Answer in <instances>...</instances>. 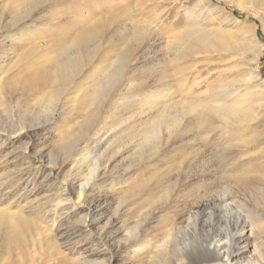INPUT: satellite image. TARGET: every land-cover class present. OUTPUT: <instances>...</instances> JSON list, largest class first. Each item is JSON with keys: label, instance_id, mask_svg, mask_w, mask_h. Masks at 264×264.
I'll list each match as a JSON object with an SVG mask.
<instances>
[{"label": "rangeland", "instance_id": "1", "mask_svg": "<svg viewBox=\"0 0 264 264\" xmlns=\"http://www.w3.org/2000/svg\"><path fill=\"white\" fill-rule=\"evenodd\" d=\"M197 1L28 0L26 6L31 5L30 12L35 13L34 19L41 30L33 35L34 29L30 26L34 25V21L28 23L30 26L27 24L18 28L17 18L14 20L21 11L20 6H24L21 0H0V183L5 181L3 186L7 188L2 189L7 194L4 201L9 197L15 202L21 200L20 204L27 206L26 209L32 203L48 207L62 202L64 209L55 220L57 227L52 234L58 244L62 242V249L70 259L74 256L69 249L77 242L81 253L95 252L84 264H141V259L142 264H210L211 257L201 248L214 240L232 236L237 231L236 220L240 217L249 224L248 230H252L251 234L248 232L252 250H240L234 262L264 264V179L259 181L257 188L225 181L222 160L215 155L217 148L220 149L223 144L221 131L213 133L210 141L206 142L199 134L202 126L199 123L189 124L190 128L185 133L190 138L194 137L196 144L189 147L185 154L181 152L178 155L177 147L182 144L174 143L168 128L162 126L157 134V148L142 150L140 147L143 127L149 116L163 112L169 118L178 117L184 126L193 115L175 116V106L180 108L200 100L209 87L228 91L226 93H232L244 103L251 100V90L256 98L263 99L264 49L258 70L245 63L249 61L250 53L240 56L239 51L228 47L220 48L209 56V63L199 66H193L194 58L176 60L177 56L170 54L173 46L171 37L201 21L197 22L192 14L189 15ZM211 2L225 7L241 23L251 26L253 35L264 45V17L260 12L226 5L219 0ZM112 8L120 11L124 18L133 13L148 26L156 28L150 33L149 28L144 26L137 34L144 39L153 33L160 40V46L140 60V66L147 64L155 71L164 70L165 74L153 77L151 90L146 96L131 83L126 85L119 92L122 97L117 99V107L111 109V115H103L90 124L91 139L80 145L75 160H72L63 146L68 141L72 142V147H77L79 139L75 138L90 123L84 115L85 110L78 104L80 89L74 87L70 90L67 97L65 95L57 102V110L53 112L37 103L47 90L37 92L38 97L23 95L14 91L13 83L30 70L34 59L33 55L27 56L30 43L57 38L73 29L68 27L73 19L91 20L94 15L109 14ZM25 33L32 36L24 37L26 41H22ZM228 42L235 43L229 39ZM17 45L22 47L19 49ZM138 75L142 77L143 73L138 72L135 77L139 78ZM107 89L109 87L106 92ZM262 118L264 107L259 123L247 130L242 139H264ZM25 146L27 149H24ZM167 147L172 148L170 163L162 166L154 155L156 150ZM263 149L264 141H261L254 144L251 150H255L253 154L256 155ZM149 157H154V160L147 162ZM85 158L88 160L84 161ZM182 160H190L192 164L182 170L178 166ZM251 164L260 167L259 161L254 158ZM157 171L167 172L161 186L154 179L149 185V193L145 190L127 192ZM182 171L192 176L193 186L185 184L188 181H179ZM252 175L260 177L257 170ZM87 184L94 187L89 195L81 189ZM165 186L169 187L170 200L160 197ZM224 197L230 206L214 205ZM28 199L29 204L25 202ZM198 199L210 201L206 211L192 207ZM220 215H224L227 221H218ZM86 218H89L87 224ZM186 218L190 220V225L178 232L181 226L187 224ZM109 220L111 224L103 232ZM125 234L131 238L144 237L150 244L121 251L118 246L126 238ZM185 242L192 252L178 250ZM135 248H138L136 253L133 252ZM235 248L238 249V246ZM34 254L36 264L58 263L57 255L44 258L41 248H37Z\"/></svg>", "mask_w": 264, "mask_h": 264}, {"label": "bare ground", "instance_id": "2", "mask_svg": "<svg viewBox=\"0 0 264 264\" xmlns=\"http://www.w3.org/2000/svg\"><path fill=\"white\" fill-rule=\"evenodd\" d=\"M27 1L21 0L24 6H20V16H15L14 20L17 18L18 28L27 25L30 21H34V25H28L33 27V35H37L41 30L34 19L35 13L30 12L31 5L26 6ZM220 1L226 3V5L260 12L264 17V0ZM35 4L40 5L39 2ZM42 6L40 5V7ZM194 6L189 15L191 16L192 14L197 22L198 20L201 21L171 37L170 41L173 46L170 54L176 55V60L194 58L193 66H199L201 63H209V56L214 52H218L220 48L225 49L228 47L227 49H235V52L239 51L240 56L245 52L250 53L249 61L246 60L245 63L249 64L253 70H258L264 45H262L258 37L256 38L253 35L252 27L241 23L240 19L233 13L228 12L223 6L212 3L211 0H198ZM97 15L87 21L79 18L73 19L68 23V27L73 29L60 34L57 38L39 39L30 43L27 56L33 55L34 58L30 64V70L13 83L14 91H18L23 95L32 94L38 97L37 92L47 90L45 94L38 98L39 102L37 103L41 105V108L43 107V109L53 112L57 110V102L63 96L66 95L67 97L70 90L74 87L80 89L78 104L85 110L84 115L90 123L87 127H83L79 132L80 135L75 138L76 140L79 139L77 147H72V142L68 141L63 146L65 152L69 154L68 156L72 160H75V155L80 150V145L91 139L90 124L100 119L103 115L105 117L106 115H111V109L116 106L117 99L122 97L119 92L126 85L131 83L135 89L142 91L144 96H146L148 91L151 90L153 77L165 74L164 70L158 69L155 71L153 66L147 64L140 66V60L145 59L150 51L156 50L160 46V40L153 33H147L148 37L144 39H141L137 34L144 26L149 28L150 33L154 32L156 28L148 26L141 17L133 13L124 18L120 11L113 9L109 14H100L98 17ZM31 36V34L25 33L22 35L21 40L26 41L23 38ZM228 39L234 40L235 43L228 42ZM22 45L17 46L20 49ZM138 72H142L143 76L139 77L138 75L139 78L135 77ZM199 73L200 70L197 74ZM209 73L213 74L212 71ZM259 77L260 75L257 74V78ZM107 87L109 89L106 92ZM226 92L209 87L204 95L201 94L200 100H194L189 105L180 108L175 106V116L179 114L193 115L184 126L178 117L172 118L170 116L169 118V115H165L163 112L158 111L149 116L150 118L147 121L145 120L146 124L143 127L141 149L145 150L148 147H151V149L157 148L159 142L157 134L159 129L165 126L169 130V136L173 137L174 143L182 144L177 147L178 155L181 152L185 154L189 147H194L196 144L195 138H190L185 132L190 128L189 124L199 123L202 126L199 134L201 139L206 142L210 141L213 133L222 132L221 139L223 144H221L220 149L217 148L215 155L222 160L221 169L223 170L225 181L227 183L236 182L246 188L259 187V181L264 179V149L256 152V155L253 154L255 150L251 149L254 144L257 145L264 139L257 137L242 139V136L245 135L247 130L255 127L257 122L259 123L264 107V95L263 99L256 98L251 90L249 92L251 100L248 103H244L242 102L243 100H238L236 96H232V93ZM24 149H27V147L25 146ZM171 152L172 148L170 147L158 149L154 157L158 159L157 161L160 165L167 166L170 163ZM154 157H149L147 162L154 160ZM213 158L215 159V157ZM253 158L259 161L258 165L260 167L252 166ZM85 160L87 161L88 158H85ZM189 161L182 160L178 166L183 170L192 164V161ZM255 170L259 171L260 177L252 175ZM182 172V174H179V181H188L185 184L190 183V186H193L192 176H188L187 171ZM166 174V171H157L149 175L145 182L134 188H129L127 192L145 190L149 193L151 181L156 179V184L161 186L162 182H165ZM3 184L0 183V264H36L34 251L37 248L42 249L43 256L46 259L57 255V264H84L91 255L95 254L94 251L81 253L79 244L76 242L77 244L75 243L76 245L74 244L69 249L74 256L70 259L62 249V242L60 244L57 243V238H54L52 231L57 227L55 225L56 218L61 216L64 209L62 202L58 201L55 204H50L52 208L49 205L48 207H41L40 204L35 205V203H32L30 208L26 209L27 206L20 204L21 200L15 202L9 197L4 201L7 194L2 189L7 188ZM168 188V186L164 187V193L160 197H168L170 200L172 196L169 195ZM81 189L87 195L94 191V187L88 186V184L87 187L84 185ZM11 192L9 193L11 194ZM167 193L168 196H166ZM201 199L196 200L194 202L195 206L192 207L198 211H206L210 201L207 202V200ZM25 202L29 204L30 200H25ZM5 203L6 205H4ZM214 205L228 207L230 203L224 197ZM202 206L205 207L202 209ZM217 219L218 221H227L224 215L218 216ZM185 221H187V224L181 226L177 230L178 232H181L183 228H188L190 225L189 219L186 218ZM88 222L89 218H86L85 223L87 224ZM110 224L111 221L109 220L104 226L103 232L106 231ZM172 225H174V222H172ZM236 225L237 231L232 236L225 240H214V242L201 248L207 256L211 257L212 262L210 264H236L234 257L240 250H252V244L250 246L252 230H248L249 224L242 221L239 217L236 220ZM248 232H250L249 235ZM148 244H150L149 240L144 237L131 238L127 234L118 247L121 251H128L138 245ZM236 246H238V249L235 248ZM179 249L182 252H192V250L188 249V243L186 242L182 243ZM136 250L138 251V248H135L133 252L136 253ZM168 253L172 255L171 251H168ZM139 262L142 264V259Z\"/></svg>", "mask_w": 264, "mask_h": 264}]
</instances>
